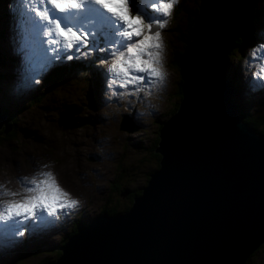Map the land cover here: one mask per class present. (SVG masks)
I'll return each instance as SVG.
<instances>
[{
  "label": "water",
  "instance_id": "water-1",
  "mask_svg": "<svg viewBox=\"0 0 264 264\" xmlns=\"http://www.w3.org/2000/svg\"><path fill=\"white\" fill-rule=\"evenodd\" d=\"M256 2L198 0L197 36L169 63L182 98L157 131L159 168L127 210L93 217L44 264H243L264 240V136L235 117L221 77ZM2 127L13 122L0 111Z\"/></svg>",
  "mask_w": 264,
  "mask_h": 264
},
{
  "label": "rangeland",
  "instance_id": "rangeland-1",
  "mask_svg": "<svg viewBox=\"0 0 264 264\" xmlns=\"http://www.w3.org/2000/svg\"><path fill=\"white\" fill-rule=\"evenodd\" d=\"M192 5L198 13V0L182 1L178 5L180 8L178 13L182 18H187L188 26L195 22ZM261 6L263 13L258 28L246 39L244 50H236L228 57L225 56L226 60L221 73L222 79L227 82L238 77L237 87L239 89L234 90L232 85L229 98L230 102L235 105L234 108L237 106L240 109L239 106L242 105L246 113L255 111L256 105L261 107L262 105L260 106L255 99L264 98V91L256 90L259 86L255 84L253 86L255 90L246 86L247 81L250 80L249 76L257 82L259 78L264 81V71H262L264 69V37L262 36L264 0L261 1ZM174 8L172 9L173 16ZM172 18L174 20V17ZM25 23L19 0H0V52L4 51L7 55L15 57L13 70L9 65L5 66L0 63V78L9 79L0 87V111L4 108L3 112L4 110L9 112V116L14 117L17 123L15 136L5 135L2 140L0 139V186H2L0 190L22 192L24 178L31 179L39 172L51 170L61 187L79 203L74 208L58 210V217L57 214L48 216L44 213L46 217L44 222L35 218L21 217L24 225L30 226L23 229V235L15 234L14 230L8 233L5 227L0 226L2 237L0 239V264H44L54 261L59 253L55 247L62 244V237L66 236L69 228V225L66 228L65 226L71 215L80 213L79 217L85 225L93 217L99 215L104 204L111 207L117 201L129 202L126 197L121 196V192L131 191L135 187L141 189L145 186L142 178L148 170V173L154 171L152 161H149V149L157 129L160 128L158 123L168 117L169 111L177 106L176 104L182 98L181 91L180 95L177 93L179 78L176 75L177 71L169 68L168 50H170L169 42L173 39L174 30L184 25L174 24L173 30L169 21L166 27L161 29L164 44V69L167 76L162 84L157 81L158 90L161 93L159 99L152 103L156 107L151 106L152 111L144 112L143 106L138 103L140 89L129 90L120 88L118 85L109 87L111 80L106 79L103 86L99 85L95 88L96 93H89L93 90L91 87L96 86L94 80L96 76L105 75L103 72H107L108 66L104 64L106 57L110 56L107 51L89 53L98 56L96 57L98 61L93 63L89 61V64H92L88 74L96 73L94 77L89 76L88 84L91 87L86 85L88 75L77 74L74 69V73L57 82L51 90L48 85L51 75H48V72L57 66L56 62L54 60L50 65L48 64L51 67L49 70H47L49 67L40 69L43 56L38 57L35 53L37 57L34 60L32 55L31 61L33 64L36 62L38 64L31 78L36 82L27 79L28 83H25L24 78L17 75L21 74L25 53L29 49V46H24L23 43L26 38L31 40L36 36L33 31L26 36L27 33H24L26 30H23ZM169 26H171L170 29H168ZM176 38L174 39L177 41L184 40L179 31ZM172 42L175 46L176 41L172 40ZM180 45L179 43L178 47L181 49ZM44 50H49V53L47 52L49 57L53 55L50 49ZM81 50L88 52L87 48ZM72 51L75 52V48ZM41 54L43 55V52ZM83 57L85 56H80V58ZM75 64L70 63L69 65L74 66ZM79 64L84 70L90 68L88 63ZM45 77H47L46 81H44ZM38 85H40L39 90L43 92L42 98L32 104L29 99L32 93L38 92ZM69 85L72 86L68 88ZM262 85L264 88V84ZM241 86L243 93L240 91ZM27 87L32 88L29 95L28 90L26 92L20 90ZM83 87L85 91L81 90ZM79 91L80 95L77 94ZM253 91L254 93L250 95ZM243 100L244 102H241ZM21 106L23 107L18 109ZM72 106H82L84 113H81L80 108ZM68 110L70 114L77 110L76 117L72 116L74 120L64 121L61 117L57 120L60 111L64 114L69 112ZM123 113H128L133 117L134 121L131 120L133 129L129 130L127 126L122 125L120 118ZM10 117L7 118L11 119ZM76 121L79 124L75 125ZM8 199L11 197L0 198V210H3V204ZM132 203L133 200L130 204ZM100 214L106 217L114 216L113 213L107 212ZM59 223L64 226L61 234L58 231ZM3 224L4 222H0V225ZM12 235L17 238H12ZM41 242H44L50 249L45 252H34L23 258L19 257L25 249L35 251V247ZM247 257L244 264L246 262V264H264V240L251 253L249 252Z\"/></svg>",
  "mask_w": 264,
  "mask_h": 264
},
{
  "label": "snow or ice",
  "instance_id": "snow-or-ice-1",
  "mask_svg": "<svg viewBox=\"0 0 264 264\" xmlns=\"http://www.w3.org/2000/svg\"><path fill=\"white\" fill-rule=\"evenodd\" d=\"M19 3L33 33L51 37L48 43L60 45L51 50V57L47 55L49 50H44L41 69L57 59L72 60L92 51H107L114 57L108 67L113 74L109 87L126 88L145 80L149 84L165 81L161 29L168 24L166 18L171 16L178 0H19ZM82 48L88 52H82ZM22 184V192L0 190V198L11 197L0 210V222H4L0 226L18 235L30 227L24 225L21 217L44 222V213L55 216L58 210L74 208L79 203L61 187L51 170L24 178Z\"/></svg>",
  "mask_w": 264,
  "mask_h": 264
},
{
  "label": "trees",
  "instance_id": "trees-1",
  "mask_svg": "<svg viewBox=\"0 0 264 264\" xmlns=\"http://www.w3.org/2000/svg\"><path fill=\"white\" fill-rule=\"evenodd\" d=\"M182 1H188V0H178V3L176 4V6H175V8L173 10V13H175L174 16L172 14L171 17H168V20L170 21V25H172L173 30H174V24L184 25V26L179 27V28H177V29L174 30L173 39H171L170 42H169V49H170V50H168L169 51V54H168V61L169 62H171L172 60H177L180 57V55H181L182 49L184 47L183 44H186L188 42V40L193 39V38H195L197 36V31H196V15H197L196 8L193 5L191 6L192 13L195 14V20H194L195 22L194 23H190V26H188V24H186L187 18H184V17L182 18L179 15L180 13H178V11L180 9V8H178V5ZM261 1L262 0H257V2H256L257 5L256 4H253V6H252L253 16L249 20L247 28H245L242 31L241 35L234 41L233 47L227 53L226 57H228L230 54H232L236 50L237 51L244 50V48L246 46V39L249 38V35H250L251 32L256 31V28H258V26L260 24L261 15L263 13V8L261 6ZM133 13H134V10H133ZM172 17H174V20H173ZM170 27L171 26H169L168 29H170ZM178 31L181 32L182 37L184 38L183 41H177V40H175V39H177L176 37H177ZM172 40L173 41H176V45L175 46L173 45ZM179 43L181 44L180 45L181 46V49H180V47H178V44ZM0 62H1V56H0ZM75 63L76 62H73L72 64H75ZM71 66H73V65H71ZM71 66L69 64H66L64 66L63 65L62 66L59 65V66L55 67L48 74V75H51V77H50V79L48 81V85L50 86V89L51 90L55 87V85L57 84V82L62 81L65 77H69L72 73H74V69H76V72L75 73H77V74L81 73V74L88 75V77L86 78V85L90 86L88 84V81L90 80V77L89 76L91 75V76L94 77L96 75L94 73L88 74L89 68H87L86 70H84L79 63L78 64H75L73 67H71ZM96 78L94 79L95 82H96V86H94V87H91L90 86L91 88H93V90H90V92H89L90 94L91 93H96L95 88L100 85L99 82L101 81V77L98 78V76H96ZM237 78L238 77L234 78V80H233L234 90L236 88L239 89L237 87V83H238ZM46 80H47V77L44 78V81H46ZM177 81H178V84H177L178 85L177 86V93L180 95V89H179V87H180V84L182 83V79L179 77ZM71 86L72 85H69L68 88L71 87ZM81 90L82 91H85V87H83ZM42 93L43 92L38 89V92H36L35 94L32 95L31 99H29L32 102V104L38 102L39 99L41 100ZM77 94L80 95L81 92L79 91V92H77ZM255 100H256V102L259 103L260 106L261 105L262 106L259 107V106L256 105V103H252V105H256V108H255L256 110L253 111V112H251V113L244 112V109L245 108L242 107L241 104H240L241 106H239L240 109H238L237 106H236V108H237V110L239 112L240 117L242 118V121L245 122L248 126H250L254 131H256L257 133H259V134H261V135L264 136V111H263L264 110L263 109L264 108V98H261L260 97V99H258V100L255 99ZM176 105L178 106V104H176ZM177 106H174L169 111L168 116L176 111ZM22 107L23 106H21V108ZM2 112H3V109H2ZM3 113H5L7 117H10L9 116L10 115L9 112H7L6 110H4ZM10 118H11L10 121L13 122V127L11 128V130L9 131V133H7L5 135H7V136H14L13 132L17 129V126H16L17 123H16V120L14 119V117H10ZM2 129H3V127L0 129V132L2 131ZM158 129H157V131H158ZM5 135L0 136V139L2 140L3 139V136H5ZM158 140H159V137H157V132H156V134L153 137V140L151 142V145H150L151 148L149 149V161H152V167H153L152 169H154V170H157L159 168V163L158 162H159V159H160V154H158V153H156V152L153 151L154 148L157 146ZM148 163L151 164V162H148ZM148 172H149V170L145 173L144 177L142 178V182L145 183V184H146V181L149 178V175H148L149 173ZM111 187H112V185H111ZM140 193H141L140 190L135 187V188H133V190L130 191V194L128 195V198L127 199L129 200V202H124L121 199L122 203L117 201L111 207L108 206V205H106V204H104L102 206V208H101L100 213L107 212V213L118 214L120 212H123L122 210L124 209V207L122 208V205L123 204L126 205V209H128V207H130V205H131L130 203L133 200V198L135 196L140 195ZM119 210H121V211H119ZM58 215L59 214H57V217H58ZM79 216H80V213H77L74 216L71 215L70 220L67 222V225L65 226V228H66L69 225L68 232H67V234H66L65 237H62V241H64L68 236H70L73 233H75L76 230L84 224V223H82V218H80ZM63 229H64L63 224L62 223H59L58 224V231H59L60 234H61V232H62ZM48 249H50V248H48V246L44 242H41L40 244H38L35 247V251H30V250L27 251L25 249V250L22 251V254L19 257L20 258H23L24 256H27V255H29L31 253H34V252H45V250H48ZM55 249H56V247H55Z\"/></svg>",
  "mask_w": 264,
  "mask_h": 264
},
{
  "label": "bare ground",
  "instance_id": "bare-ground-1",
  "mask_svg": "<svg viewBox=\"0 0 264 264\" xmlns=\"http://www.w3.org/2000/svg\"><path fill=\"white\" fill-rule=\"evenodd\" d=\"M11 1V0H10ZM36 19H38V18H36ZM9 23V22H8ZM25 32L24 33H30L31 32V30H32V28H31V25L30 24H28L24 29H23ZM22 30V31H23ZM26 34V35H27ZM39 51H43L44 52V49L41 47V48H39V47H36L35 48V54L37 55V53L39 52ZM49 53V52H48ZM34 53L32 54L33 55V58H34V60L36 59V55H35ZM52 54V53H51ZM37 62L35 63V65L37 66ZM221 73H222V69H221ZM112 74V73H111ZM110 74V76L111 77H113V74L111 75ZM167 82V81H166ZM154 84H157V81H155L154 82ZM151 109H152V107H151ZM74 112H76V111H74ZM137 113H138V111H136ZM233 113H235L234 115H235V117L237 118V119H239L240 120V122H243L242 121V118L240 117V115H239V112H238V110H237V108L233 111ZM61 117H66V119L68 120V121H70L71 120V118H72V116H71V114L69 113V112H67V113H64V114H62L61 115ZM74 120V119H73ZM243 123H245V122H243ZM246 124V123H245ZM247 125V124H246ZM8 224H11V221H9V222H7ZM8 231V233H10L12 230H10V229H7ZM12 238H17V237H15V236H11Z\"/></svg>",
  "mask_w": 264,
  "mask_h": 264
},
{
  "label": "clouds",
  "instance_id": "clouds-1",
  "mask_svg": "<svg viewBox=\"0 0 264 264\" xmlns=\"http://www.w3.org/2000/svg\"><path fill=\"white\" fill-rule=\"evenodd\" d=\"M249 79H250V80L247 81L246 86H248L249 89L252 88V90H255L254 87H253L255 84H256V86H259V82L264 83V81H259V82H257L256 79H254L253 77H250V76H249ZM259 80H260V78H259ZM251 86H252V87H251ZM256 90H260V91L263 92V91H264V88H262L261 86H259V88H257ZM240 91H241V93L244 92L242 86L240 87ZM252 93H254V91H253V92H250V95H251ZM244 95L247 96V94H244ZM248 95H249V94H248ZM247 97H248V96H247ZM241 102H244V100L241 101ZM152 103H153V102H152ZM153 106L156 107L155 104H153ZM20 108H21V107H18V109H20ZM3 109H4V108H3ZM145 111H149V112L152 111V110H151V107H150V109H144V112H145ZM123 114H124V113H123ZM121 117H122V116H121ZM168 117H169V116H168ZM168 117H167V118H168ZM130 118H131V120L134 121V119H133L132 116H130ZM167 118H166V119H167ZM120 119H121V118H120ZM166 119H165V120H166ZM165 120H163L162 122H159L158 124H159V125H160V124L162 125V123H163ZM161 125H160V127H161ZM255 132H256V131H255ZM140 190H141V189H140ZM121 193H122V192H121ZM83 225H84V224H83Z\"/></svg>",
  "mask_w": 264,
  "mask_h": 264
},
{
  "label": "flooded vegetation",
  "instance_id": "flooded-vegetation-1",
  "mask_svg": "<svg viewBox=\"0 0 264 264\" xmlns=\"http://www.w3.org/2000/svg\"><path fill=\"white\" fill-rule=\"evenodd\" d=\"M9 133V132H8ZM14 136H15V132H13ZM140 190V189H139ZM130 194V191H123V194L121 193V196L123 195L124 197L128 198V195ZM124 207V209L122 211H125L126 209V205H122V208ZM121 211V210H119Z\"/></svg>",
  "mask_w": 264,
  "mask_h": 264
}]
</instances>
